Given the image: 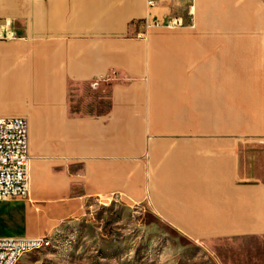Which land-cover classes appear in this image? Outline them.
Listing matches in <instances>:
<instances>
[{"label": "crops", "instance_id": "crops-1", "mask_svg": "<svg viewBox=\"0 0 264 264\" xmlns=\"http://www.w3.org/2000/svg\"><path fill=\"white\" fill-rule=\"evenodd\" d=\"M0 36L30 156L0 236L119 191L195 239L258 236L264 264V0H0Z\"/></svg>", "mask_w": 264, "mask_h": 264}, {"label": "rangeland", "instance_id": "rangeland-1", "mask_svg": "<svg viewBox=\"0 0 264 264\" xmlns=\"http://www.w3.org/2000/svg\"><path fill=\"white\" fill-rule=\"evenodd\" d=\"M89 104L69 102L70 111ZM48 235L49 245L23 253L15 264H263L258 236L195 239L123 193L85 197Z\"/></svg>", "mask_w": 264, "mask_h": 264}, {"label": "built area", "instance_id": "built-area-1", "mask_svg": "<svg viewBox=\"0 0 264 264\" xmlns=\"http://www.w3.org/2000/svg\"><path fill=\"white\" fill-rule=\"evenodd\" d=\"M145 1L148 5L154 3V0ZM178 23V18L173 17L167 25ZM9 36L8 33L4 37ZM96 83L93 80L91 85ZM29 159L26 118L22 115H0V200L9 197L29 199ZM119 194V191H110L96 196L108 200ZM47 234L0 236V264H15L23 253L43 247Z\"/></svg>", "mask_w": 264, "mask_h": 264}, {"label": "bare ground", "instance_id": "bare-ground-1", "mask_svg": "<svg viewBox=\"0 0 264 264\" xmlns=\"http://www.w3.org/2000/svg\"><path fill=\"white\" fill-rule=\"evenodd\" d=\"M50 244V237H49V235L47 234V236H46V238H45V240H44V244H43V246H47V245H49Z\"/></svg>", "mask_w": 264, "mask_h": 264}]
</instances>
